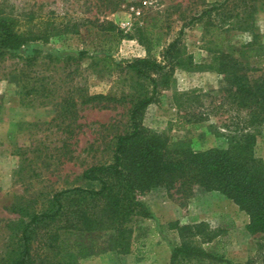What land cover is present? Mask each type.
Returning <instances> with one entry per match:
<instances>
[{"label": "rangeland", "instance_id": "1", "mask_svg": "<svg viewBox=\"0 0 264 264\" xmlns=\"http://www.w3.org/2000/svg\"><path fill=\"white\" fill-rule=\"evenodd\" d=\"M7 1L17 17L31 12L75 25L77 32L20 49L23 55L41 50L37 66L27 72L42 75L55 89L44 104L20 103L21 60L0 62V260L17 249L22 224L30 213L45 210L55 191L96 186L82 178L83 170L111 160L114 136L128 127L131 101L151 89L147 79L123 68L125 61H160L163 48L183 28L177 60L167 74L157 75L155 100L141 123L168 144L195 150L228 145L226 134L239 118L229 88L264 86V0H117L113 5L103 0ZM155 37L160 45L154 47ZM82 49L88 57L80 63L63 60ZM47 53L59 60L47 59ZM106 53L111 64L94 60ZM68 91L75 98L103 93L121 100L77 104L73 119L62 114ZM254 150L264 162V123L256 127ZM141 200L150 212L133 226V247L141 253L118 254L111 247V233L95 231L69 237L85 248L77 255L65 253V264H169L181 242L178 226L200 223L191 237L194 244L233 263L253 258L264 264V232L250 233L248 215L220 192L199 187L184 192L178 184L163 185ZM38 242L35 238L33 247Z\"/></svg>", "mask_w": 264, "mask_h": 264}, {"label": "trees", "instance_id": "2", "mask_svg": "<svg viewBox=\"0 0 264 264\" xmlns=\"http://www.w3.org/2000/svg\"><path fill=\"white\" fill-rule=\"evenodd\" d=\"M105 1L110 5L117 3V0ZM13 9L7 0H0V62L21 60L20 103L28 106L44 104L55 89L42 75L35 73L31 77L27 72L37 66L41 50L33 48L31 53L23 55L20 49L35 42H47L55 35L77 32V29L68 22L45 19L31 12L17 17ZM207 11L211 9L204 10L203 14ZM182 33L183 28L163 48L160 61L151 57L125 61L123 68L138 78L147 79L151 89L149 94L131 101L128 127L114 136L111 160L83 170L82 178L96 186H73L55 191L45 210L29 214L20 229L17 249L7 252L0 264H65V253L77 255L85 248L76 241L71 242L69 237L95 231L111 233V247L116 253L139 254L141 249L133 247L134 222L138 217L150 216L141 198L152 188L163 185L178 184L184 192H191L196 187L218 191L248 215L250 233L264 232V162L254 150L256 127L264 123V86L241 85L234 91L228 89L239 118L226 134L229 140L226 147L195 150L185 144L170 145L161 134L141 123L145 108L155 100L157 75L167 74L177 60ZM159 45V38L155 37L153 46ZM44 57L55 62L59 60L52 53ZM87 57L86 50L82 49L77 56L67 55L63 60L80 63ZM94 60H103L106 65L113 62L108 53ZM68 93L63 100L62 114L73 119L77 104L89 106L121 100V97L103 93L82 94L78 98ZM201 224L178 226L181 242L173 248L169 264H256L253 258L245 263H233L194 244L191 237L199 232ZM35 238L39 239L37 247H33ZM72 263L77 264L74 260Z\"/></svg>", "mask_w": 264, "mask_h": 264}]
</instances>
